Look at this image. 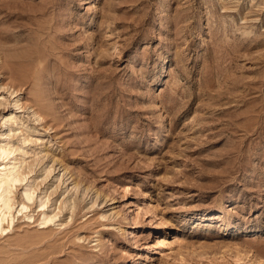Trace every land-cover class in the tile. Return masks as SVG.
Masks as SVG:
<instances>
[{"label": "rangeland", "instance_id": "rangeland-1", "mask_svg": "<svg viewBox=\"0 0 264 264\" xmlns=\"http://www.w3.org/2000/svg\"><path fill=\"white\" fill-rule=\"evenodd\" d=\"M10 171L0 264H264V0H0Z\"/></svg>", "mask_w": 264, "mask_h": 264}, {"label": "bare ground", "instance_id": "bare-ground-1", "mask_svg": "<svg viewBox=\"0 0 264 264\" xmlns=\"http://www.w3.org/2000/svg\"><path fill=\"white\" fill-rule=\"evenodd\" d=\"M14 178V171H10L7 176H3L0 178V187H3L4 192L7 189V183ZM2 206H5L6 201H1Z\"/></svg>", "mask_w": 264, "mask_h": 264}]
</instances>
